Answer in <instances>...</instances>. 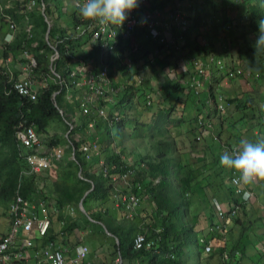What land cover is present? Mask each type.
Instances as JSON below:
<instances>
[{"label":"trees","instance_id":"obj_1","mask_svg":"<svg viewBox=\"0 0 264 264\" xmlns=\"http://www.w3.org/2000/svg\"><path fill=\"white\" fill-rule=\"evenodd\" d=\"M167 1L171 2V0ZM33 2H37V5L32 7ZM160 2L161 0H152L148 10L150 12L160 11L162 7ZM179 2L182 4V9L184 8L186 17L192 22V25L184 32L186 41L180 44V50L170 48L169 52L177 54L180 59L187 58V61L191 60V66L197 59L208 61L210 57H217L215 49L211 44L205 42L199 31L205 24L208 25L207 18L210 14L219 11L221 19L227 22V13L234 10L237 12L236 20H238L239 28H242L243 32L241 38H235L231 43L239 47V57L246 59H243L246 61V68L242 65L241 67L246 71H251L260 86L264 87V44H257L259 35L264 34V0H192L188 4L185 3L186 0H179ZM234 3H236L238 11L234 9ZM186 6L193 17L187 13ZM63 7L62 0L31 1L25 7L21 17L33 26V32H41L42 36H49V38L42 39L41 37L40 40L36 38L41 42L29 37L19 41L15 38V41L11 43H14L13 46L8 47L13 53H16L18 49L34 53L33 58L36 61L37 69H35L33 76L41 74L47 85L40 91L38 101L34 102L11 90L10 81L0 73L1 153L4 154L7 149L11 151L9 165L1 170L0 174L2 181L0 199L2 197L14 198L19 187L23 190L25 199H29L35 193L34 190L36 189L32 178L29 182H25L28 177L35 175H26L22 171L21 164L25 163L27 169L28 165L23 158L26 153L25 151L23 153L19 147L17 130L21 124L28 127L34 126L41 137L53 122L57 120L69 122L66 108L68 106L72 109V107L65 102L63 103V95L69 86L67 80L72 73L69 66L74 62L73 59L80 50L84 46L90 45V54L95 66L94 70L97 72L100 68H106L111 79L114 65L119 64L122 66L123 54L130 53L131 48H134L133 50L138 49L139 52L144 46H147L148 50L142 53V57L136 55L135 59H132L138 78H129L119 84L124 89L122 90L120 102L114 107L120 111V119L114 125L116 124L118 131L126 127L137 131L139 120L131 117L135 108L140 105L149 112L157 110L151 124H148L151 128L149 133H152V137L157 138L158 158L168 164L165 165L161 183L155 185V183L149 182L146 188L148 191L151 190V198L156 202L158 213L157 223L154 224L148 237L158 240L160 254L155 253L154 250L134 252L132 250L133 245L131 251H124L133 257L136 264H247L250 261L249 255L251 254L257 256V262L249 264H261L258 255L261 246L264 245V231L259 229L261 226L259 220L252 221L245 210L247 205L244 202L239 204L231 200L230 197L235 198V187L232 185V179L239 176V174L235 170L226 169L220 164L221 154L235 152L241 140V134L237 135L235 133V136H230L228 139L222 135L226 129L223 115L224 112L229 111L228 109H235L236 113L241 114L240 119L232 124L236 130L240 132H243L244 129L247 131L259 130L261 137L253 142L264 140V102L261 100V94L254 99L253 93L249 95L244 93L240 96L239 93L230 91L227 97L225 91L228 90L224 88L217 89L223 79L226 78L224 72L218 71L212 79L213 82L209 84L210 90L204 91L203 98L202 94L197 95L189 85H176L173 82H170L171 84L168 87L165 86L163 91L149 94L147 90L142 88V84L146 79L145 75L150 77L153 73V70L151 72L146 71L150 65L146 59L151 54H155L156 58L161 56L162 59V55H166L168 48L159 44V40H155L151 31L146 27L141 29V34H138V30L127 34L125 27L114 25L117 32L115 40L101 38V41L93 42L98 24L81 16L80 8L76 10L73 16L75 27L84 28L82 36H66L63 33L60 36L58 35L61 33L59 26L55 23L52 24V22L57 11L60 12ZM172 11L174 12V8L170 12ZM36 13H38L37 16ZM2 16L4 23H9L10 26L15 25L16 30L12 32L17 33L19 27V24L15 21L19 16L17 9L10 8V10L4 11ZM7 16H10L12 21H8ZM47 19L49 22L46 21ZM231 29L233 30V28ZM158 30L161 32V37L166 35L165 31L174 32L170 37L176 36L178 31L176 28L167 30L164 25L158 27ZM248 36H252L254 41L250 42ZM134 39L138 40L136 47L131 46ZM190 41H193V47L188 44ZM104 43H107V46L103 48ZM100 48L101 52H99ZM158 50L159 52H157ZM56 53L59 57L52 62L51 57ZM142 62L144 64L140 66ZM162 64L160 63V65ZM101 65L103 67H98ZM52 79L59 82V85L49 83V80ZM254 92L257 93V90ZM261 93L264 96V91H261ZM221 97L224 99V109H221L219 103ZM148 99H151L152 103L156 101L158 106L153 107L152 103L148 105ZM100 105L104 107L103 103ZM179 134L181 136H178ZM182 136H184V142L187 145L188 163L174 160L177 149L182 142L179 137ZM208 136L211 139L205 140L206 145L202 147L200 143ZM234 138H237L236 141ZM72 144L71 147L75 148L76 158L73 165L82 172V176L86 180L79 179L82 188H75L77 193L75 197L65 195L59 191V188L63 187L64 184L56 186L60 195L65 196L57 202V205L62 208L76 206V202L78 206L85 196L84 194L91 191L90 198L94 196L96 191V189L92 190L93 184L88 181L90 178L86 175L88 174L87 169H91L95 157L88 161L85 155L86 152L84 153L81 150L86 145L82 142ZM110 145L113 146L114 142H110ZM174 161L177 165L174 168V174H172L170 163ZM105 165L110 169L109 175H115L133 168L125 165L123 157L118 154H113L108 158ZM222 173L227 174L230 178V197L224 190L222 181L219 180ZM23 179L24 185L22 186ZM57 182L60 183L59 175L57 176ZM153 185L156 187H153ZM96 187H98L97 191L99 192L98 198L108 201L112 196L113 199L114 191L109 182L104 187L97 185ZM106 191H109V193H106ZM199 194L205 198L202 203H199L197 198ZM223 201H228L224 202L228 208H224L229 211L226 217L228 216L233 221L234 229L232 232L235 233L230 241L223 240V246L217 247L215 242L222 238L219 236V232L216 231L218 230L215 221L218 217L216 203ZM234 208L236 210L233 212ZM78 214L84 216L79 210ZM220 221H224V219ZM159 225L163 228L155 230ZM74 228H76V225L71 227L72 230ZM208 247H214L209 254L206 252Z\"/></svg>","mask_w":264,"mask_h":264},{"label":"rangeland","instance_id":"obj_2","mask_svg":"<svg viewBox=\"0 0 264 264\" xmlns=\"http://www.w3.org/2000/svg\"><path fill=\"white\" fill-rule=\"evenodd\" d=\"M35 0H0L1 6L3 10L6 12L10 10V8H16L17 12L21 15L22 12L25 10V7L31 2ZM74 3V8L75 11L72 9L70 10L69 13H66V17L64 18V22L66 21V25L64 27H61L60 29L62 30V33L65 34L66 36H73V37H79L82 36L84 32L83 27H75V23L69 25L67 23L68 20L75 14L76 10L78 7L76 6L77 2L80 0H71ZM149 1V0H148ZM213 1V0H212ZM186 3V2H185ZM175 7H179L178 2H175ZM150 4L146 3L145 8H149ZM187 10V7L185 8ZM234 9H237L236 3H234ZM189 11L187 10V13ZM158 16L161 17L163 16L164 20H168L172 18L171 16H165L163 13H158ZM56 17L59 19L58 15L56 14ZM216 19H212L208 17L207 22L208 25H204L203 28L201 29L200 35L203 39H205V42L208 44H211L213 49H215V52L217 54V57L220 59H223L227 63H232L234 61L236 63L237 67H240L243 70V73L245 74V77H239L236 81H223L221 84L217 87L219 90L220 88H224L228 91H225V95L228 97V92H234V93H239L240 96L242 94H252L253 93V98L255 99L261 94V100L264 102V96L261 93V91H264V87L260 86V83L256 81L255 77L252 75L251 71H246L243 67L246 68V59H241L239 57L238 51L239 47H236L231 43V41L235 38H241L242 36V28H239L238 20L237 18V12L234 14L227 15V22L225 25H220L223 23L220 16V12L215 13ZM2 12L0 9V21L2 23ZM57 21H60L57 20ZM160 23V21H157ZM64 24V23H63ZM62 24V25H63ZM72 26V27H70ZM74 26V27H73ZM227 27V28H226ZM209 28V30H208ZM233 28V30L231 29ZM76 30V32H75ZM142 30H138V34H141ZM17 38L19 40H24L26 37L32 36L33 39L38 40L48 38L47 36H42L43 34L41 32H36L34 34L30 30H28L27 26L23 27L19 25L18 30H17ZM252 38V40H251ZM29 39V38H28ZM248 39L250 42H253L254 39L252 36H248ZM37 42H41L38 41ZM188 44L193 47L194 43L193 41H190ZM230 46V47H228ZM0 47L7 48L4 44L3 46L0 43ZM189 47V46H188ZM134 49V48H133ZM131 48L130 53H127L126 55L123 54V62L122 66L119 64H115L113 69H112V76L111 80L114 84V87L116 90H119L117 95L115 96V99L117 102L120 101V97L122 96V89L120 88V80H126L129 78L135 79L136 77L138 78V75H136V70L134 68L135 64L132 62V59H135V56L138 55V57H142V53L147 50V46H144L141 51L138 52L137 50H133ZM171 50V49H170ZM82 51V49H81ZM80 51V52H81ZM24 54V58H26L31 54L32 56L33 53L29 51V54H26L25 50L21 51L20 55ZM159 52V50L157 51ZM225 52V53H224ZM158 54V53H156ZM131 55V56H130ZM219 55V56H218ZM30 57H28L29 59ZM57 56H52L51 61L53 62ZM240 58V59H239ZM83 59L82 54H77L75 58L73 59L74 65L77 64L78 60ZM150 63L149 67L147 68V72H151L153 70V73H151L150 77L148 75H145V80L142 84V88L144 90H147V92L154 93L156 91H163L164 87H168L170 82H173L175 84L183 83L184 84H189L191 76L193 75V71L189 68V72H180L183 71L184 69H187V66H181L182 61L176 54H171L169 52V49L166 52V55H162L156 58L155 54H151L150 57L146 59ZM160 63L162 65H160ZM169 64L168 66H166ZM3 65V64H2ZM241 65L243 67H241ZM165 66V67H164ZM164 68V69H163ZM177 70H179V73H177ZM213 72L216 74L218 73L217 71L213 70ZM33 78V75L31 76ZM15 80V79H13ZM81 82V84H75L74 81H71L69 86L66 88V92L63 95V103L65 102L66 104H69L72 109L71 111H67L66 114L68 116L69 122H63L61 120H57L53 122L50 126V128L42 134L41 138L42 141L44 142L45 145V152L50 154L54 150H62L64 153V158L61 161H56L54 160L53 163V169H56L57 171H60V179L62 181L57 182L58 185L64 184L63 187L59 188V191H61L63 194L75 197L76 196V187H79L80 189L82 188L80 185H82L79 181L80 178H83V176H80V171L77 167L73 165V161L75 160L74 157V148L71 146L73 145L72 143H79L82 142L83 144L89 143L92 145V148L96 145L100 148V152H107L109 148H114V151L116 154L121 155L123 157L124 164L127 166H133V167H138L139 166H145V172L143 174L144 176H147L150 182L154 184V181L157 179H163V171L165 169V165L168 163L162 162L158 158L157 154V138L152 137V133H149L151 128L146 125L150 120L153 118V115L157 112V110L149 112L145 110L142 106H138L135 108L133 111V117L137 120H139V124L137 125L138 130L133 131L131 128L126 127L120 131L117 130L116 124H107V122H99L98 114L99 111L97 109V106H100V99H96L95 102L92 104V109H91V114L88 116H85L81 110H80V103L79 101L82 100L85 96L86 89L84 81L83 80H78ZM33 82L35 84V91H37L40 94V91L44 88V86L47 85L46 80L42 79L41 74H37L36 78L33 79ZM49 83L52 84H58L56 80H49ZM154 90V91H152ZM205 88L202 86V98L205 95L204 93ZM257 90V93L254 92ZM261 90V91H260ZM260 100V101H261ZM258 101V100H256ZM105 109L109 112L111 118H119L118 115V109L117 108H111L109 102L103 101L102 102ZM153 107L158 106L157 102L154 101L152 103ZM70 110V107H69ZM229 111L224 112V123H226V129L222 133L224 135V138L228 139L230 136H235L234 134L236 133L237 135L241 134L240 138L248 141H254L258 137H261V132L259 130L255 131H247L243 130V132L236 130L232 124L235 121H238L241 117V114L236 113L235 109H228ZM153 113V114H152ZM73 114V115H72ZM258 114V113H257ZM95 120V121H94ZM151 124V123H150ZM218 130L216 131V133ZM260 132V134H259ZM259 134V135H258ZM178 136H181L180 134ZM180 140H182L180 146L177 149V152L174 156V160H180L178 162H189V157H188V150H187V145L184 142V136L179 137ZM237 138H234L236 141ZM109 140L114 142V145L111 146L109 144ZM184 142V143H183ZM205 140L201 142V146L203 147L206 145ZM2 147L0 146V174L1 170L4 168H7L9 165V159L10 156L9 154L11 153L10 149H7L4 154L1 153ZM93 150V149H92ZM93 152H95L93 150ZM93 155V154H92ZM176 162H171L170 163V168L172 174H174L175 170L174 168L176 167ZM21 168L23 172H28L29 170L27 169V166L25 163L21 164ZM226 168V167H224ZM52 169V170H53ZM227 169V168H226ZM49 173L38 175V176H32L28 177L25 182H29L32 178L33 183L35 184V189L34 192L30 198L36 199V192L40 194L41 196H45L42 198L47 200L46 195L48 192L46 190L49 189V185L47 181L49 180ZM229 176L225 173H222L221 176H219V180L222 181L223 183V188H226L229 192L231 188V184L229 181ZM258 180L260 178H257ZM256 179V180H257ZM254 180V181H256ZM22 186L24 185V179L21 182ZM56 183V182H55ZM2 184V181L0 179V186ZM258 186L263 187L261 190L264 193V181L260 184V181H257ZM153 187H156L153 185ZM44 191V194H43ZM106 193H109V191H106ZM86 195V194H84ZM111 196V194H110ZM235 198H238L234 195ZM112 200V196L110 197ZM199 199V203H202L205 201V198L201 196L200 194L197 197ZM247 197L242 196L241 200H246ZM14 198H9V197H2L0 199V237L4 236L7 234L9 231L11 225H12V216H11V210L12 206L14 204ZM250 201H252L250 199ZM249 201V202H250ZM151 202V201H150ZM107 206L109 203L106 204ZM77 209V202L76 206H74ZM61 208V207H60ZM104 210H102V214ZM81 216V215H79ZM228 216L224 219L227 220ZM223 224L222 221L219 220V225ZM161 224V223H159ZM216 224H218V221L216 220ZM96 228L101 231V227L97 224L93 226H89L88 224L84 223V220L81 221L79 224H77V227L75 228V231L77 232H85L86 227H91V229ZM163 228L161 225H159L155 230ZM125 233L129 237V240L132 241L133 237L136 235V231L134 230L133 226L127 225L125 228ZM103 230V228H102ZM104 231V230H103ZM153 233V232H152ZM232 237L234 234L232 231L229 232ZM144 234V233H143ZM150 234V232H149ZM110 234L106 232L105 234H101L100 236L97 235V241L99 244V247H107V241L112 239ZM150 236V235H148ZM88 244V243H86ZM219 246V245H217ZM113 248V246L110 247ZM214 247H212V250ZM260 253L258 257L260 258L261 264H264V245L261 246L260 248ZM253 253V252H252ZM250 261L249 263L257 262V256L256 255H250ZM260 264V263H257Z\"/></svg>","mask_w":264,"mask_h":264},{"label":"built area","instance_id":"obj_3","mask_svg":"<svg viewBox=\"0 0 264 264\" xmlns=\"http://www.w3.org/2000/svg\"><path fill=\"white\" fill-rule=\"evenodd\" d=\"M179 7H175L174 12L169 13L168 16L172 18L168 19L164 23H158L160 18L158 13L160 11L150 12L145 8V4L149 3L148 0H140L139 7L129 14V18L125 21L121 27H125L127 34L134 33L137 30H141L146 27L151 31L153 38L159 40V44L166 46L167 48H173L180 50V44L185 43L184 36L185 30L192 25L186 17L184 8L179 0H176ZM83 1L77 2L76 6L80 8ZM150 4V3H149ZM37 2L32 3V7L36 6ZM8 21H12L10 16H7ZM146 21V22H143ZM167 27V30L176 28L178 31L176 36L171 38L163 35L158 27L161 25ZM120 26V25H119ZM11 31L16 30L15 25L10 26ZM13 33L8 35L7 41L11 42ZM117 37L116 29L114 25L100 26L93 36V42L101 41V38H107L109 40H115ZM99 44V43H98ZM103 48L107 46L104 43ZM101 52V48L99 49ZM30 64L27 68V78L25 80H10L11 90L16 91L20 96L27 98L31 101L37 102L39 94L35 91L34 82L31 76L37 69L36 61L33 57L29 58ZM88 63L85 60L78 61V68L73 70L68 78L69 82L74 81L75 84H79L83 80L85 86L88 89V96L84 97L80 103V110L85 116L91 114L92 104L96 99H100V104L103 101L113 103L115 96L119 92L116 90L112 80L109 78V72L106 68H100L97 72L94 69L88 67ZM194 73L191 76L189 87L195 90L197 95L202 94L203 82H208L214 75L213 70L218 72H224L227 81H235L239 77L243 76L241 68L236 67L233 63L228 64L223 59L217 57H210L208 61L196 60L193 63ZM142 82V81H141ZM151 100H148V104H151ZM221 109H224V99H219ZM99 111V117L104 120L114 123V119L110 120L107 110L104 107L97 106ZM115 119H119L118 117ZM17 140L21 150H26L24 154V160L28 165V172L26 175H40L50 171L53 167L54 160H61L64 156L62 150H55L50 154L44 152L45 146L42 139L38 135L36 129L33 126H25L21 124L17 130ZM95 151L99 152L97 147ZM84 151L88 154L87 158L90 159L89 148H85ZM237 151V149L235 150ZM110 170L105 168L104 173L108 175ZM112 184L114 186V199L117 201L118 206H122L128 218L131 219L137 209L142 203V198L139 192L142 191L141 184H134V171L131 169L123 171L118 176L112 177ZM232 184L236 189V194L239 196L247 197L244 201H250L254 198L252 193H249L243 188V182L239 181V176H235L232 179ZM40 194L37 193L36 199H25L23 196V190L19 187L15 195L14 204L11 210L12 225L4 236L0 237V264H87V258L90 253L88 246L79 245L75 248L74 257L68 262V252L61 246L56 244H50L44 248H38L36 244V238H47L49 231L52 227L50 220V206L44 199L39 198ZM218 217L220 220L225 219L226 214L229 211L217 204ZM236 209L234 208L233 212ZM135 251H151L160 254L158 248V240H151L143 234H138L134 239ZM212 248H206L207 254L211 253ZM121 263V260L118 261ZM118 263V264H119Z\"/></svg>","mask_w":264,"mask_h":264},{"label":"crops","instance_id":"obj_4","mask_svg":"<svg viewBox=\"0 0 264 264\" xmlns=\"http://www.w3.org/2000/svg\"><path fill=\"white\" fill-rule=\"evenodd\" d=\"M151 1L149 0L150 4H151ZM190 1H192V0H186V4H188V2H190ZM62 3L64 5V7L62 8V10L60 12L57 11V13H56L58 15L60 21H57L59 19L56 17V14H55V16L53 17V22H52V24L55 23V25H58L59 28L64 27L66 25L65 24L66 21L64 22V18L67 15L66 13H69L71 9L73 11H75L74 3L71 0H62ZM160 4L162 5L160 12L163 13L165 16H168L170 11L172 10L173 1L171 0V2H170L167 0H161ZM0 9H1V12L3 15L4 10H3L1 5H0ZM234 13H236V11L232 10L231 12H228L227 14L231 16V14H234ZM188 14L191 17H193V14L190 13V11L188 12ZM37 15H38V13H36V16ZM209 17L211 19H216L215 14H210ZM220 20H222V22H223L221 25H225L226 22L224 21V19H220ZM15 21L23 27L27 26L28 30L33 32V26H31V25H29V23L25 22L27 20L23 19L20 14L16 18ZM46 21L49 22L48 19ZM165 21H167V20H164V18L162 16V18H160V22L164 23ZM71 22H72V24H74V16H72L70 18V20L67 21V23L69 25L71 24ZM70 27H72V26H70ZM60 32L61 33L58 35L61 36L62 35L61 29H60ZM11 33H12V31L10 30L9 23L6 24V22L4 23L3 21L1 23V21H0V43L2 46L4 44L7 47V48L0 47V73L3 76H5L9 81L12 79H16V81L25 80L28 76L27 68L30 64L28 57H33V56L30 54L26 60V58H24V54H25L24 52H23V55H20V53L22 51L21 49H18L16 53H13L12 50L8 49V47L13 46L14 43L13 44H11V43L13 41H15V38H16V40L19 41V38H17L16 33L14 32L13 37H12V41L8 42L7 38H8V35ZM33 33H35V32H33ZM165 33H166L167 37H170L174 32L165 31ZM29 38L32 39L33 37L30 36ZM137 44H138V40H136V39H134L131 42V46L136 47ZM149 47L153 49V47H151V46H149ZM90 50H91L90 45H86L82 48V51L80 50L81 52H79V54H82L83 58L86 59L85 61L89 64L88 67L89 68L91 67L92 69H94L95 66L93 64V59L91 58L92 55L90 54ZM25 52H26V54H29V51H25ZM96 53H97V50H96ZM33 55H34V53H33ZM181 61H182L181 66H184V67L187 66V69L186 70L184 69L183 71H180V72H182V73L183 72H185V73L189 72L188 69L190 67V61L191 60L187 61V58H183V59H181ZM143 64H144V62H142L140 64V66ZM98 67H103V65L98 66ZM77 68H78V64H76V66H75L74 63H72L69 66V69L71 72H72V70H75ZM191 70L193 71V69H191ZM177 73H179V70H177ZM34 78H36V76H33L32 79H34ZM122 82H123V80L119 81V83H122ZM211 82H213V80H211L210 82L205 83L203 85V88H205L204 91L210 90L209 84ZM79 84H81V82ZM177 84L183 85V83H179V82ZM184 85H188V84H184ZM34 88H35V84H34ZM84 88L86 89V93H85L84 97H86V96H88V89H87V86H85ZM123 89H124V87L122 88V90ZM82 100H80L79 103H81ZM109 104H110L111 108L115 107L114 103L109 102ZM66 110L71 111V108L69 110V107L67 106ZM118 112H119V116H120V111H118ZM131 117H133V113H132ZM152 120H153V118L150 120V122H148V124H150L152 122ZM99 122H103V123L107 122V124H108V121H104L101 118H99ZM148 124H146V125H148ZM207 139H211V138L208 136L204 140H207ZM110 142H112V141L109 140V144H110ZM85 145L87 147L92 148V145L89 143H85ZM81 148H82V146H81ZM97 148H99V147L97 146ZM113 154L114 155L116 154L114 151V148L110 147L107 152H100V148H99L98 154H96V156H93V157H95L93 159L94 160L93 165L91 166V169H87L88 174H86V175H87V177L90 178V179H88V181L93 184L92 190L94 191L96 189V191H95L93 197L89 198V196H90V194H89L87 197L85 195L82 199V201H84L87 214H85L81 210L80 205H81L82 201L80 202V204L77 207L78 210L82 214H84V216H79L78 210L75 209L74 206H67L64 208H62V207L60 208L57 205L58 200L65 197V196H61L59 191L56 189V186L58 185L57 184V176L59 175V181H62V180L60 179V171H57L56 169H53L52 171H50V173H49L50 177H49V180L47 181V183L50 187L48 190H46V192H48V194H50V195L49 196L46 195V198H47L46 201L48 202V204L50 206V220L52 222V227L49 231V235L47 238H44V239L36 238V244H37L38 248L41 249V248L49 246L50 244L59 245L63 249L67 250V252H68L67 257H68V262H69L70 259L72 257H74L75 248L79 245H85V246H88L90 249V253H89L88 258H87V264H118L119 260H121V263H119V264H136L133 257L125 252V251H127V252L131 251L133 240L132 241L129 240V237L126 235L124 228L127 225H131V226H133L134 230L137 232L136 235L140 234V233L150 235L149 232L152 231L154 224L156 225V223H157L156 218L158 217L157 216L158 213H157L156 202H155V200H152V198H151V194H150L151 190L148 191V189L146 188V185L151 180H149L147 178V176H144V178H143V174H144L145 169H146V167L143 165L142 166L138 165V167L132 166L133 168H131L134 171V178H133L134 182L136 184H138V183L142 184L143 187L145 186L144 187V193L142 194V197H141L142 198L141 206L137 210V212L135 213L133 218L129 219L127 217V215L125 214V212L123 211V209L119 208L118 204L113 199L105 201L102 198H98L99 192L97 191L98 187H96V185L104 187L108 184V182L110 184V177L108 175H105L104 167H107L105 165V162ZM91 160H88V161H91ZM107 168H109V167H107ZM118 174H115V175H118ZM81 175H82V172H80V176ZM108 178H109V181H108ZM81 179L86 180L84 178H81ZM257 181H260V184H261L262 181H264V178H260L259 180L257 179L256 181H253V183H251V184H244L243 183V187L245 188V190H247L248 192H250L254 195V198L252 199V201L245 203L247 205L245 207V210L247 211L249 216L252 218V221L259 220V222L261 224L259 229H262L264 231V193L261 191L263 189V187L258 186ZM154 183H155V185L160 184L161 179H157ZM224 190L227 192L228 196L230 197V195H229L230 192L226 188H224ZM43 194H44V191H43ZM42 196H41V192H40L39 198L43 199ZM43 197H45V196H43ZM230 198L232 201L234 200V203L238 202L240 204V202L241 203L243 202V200H241V198H233V197H230ZM85 202H87V203H85ZM224 202H228V201H223L220 203L224 207L228 208V206ZM107 203H109L108 206L106 205ZM102 210H104L103 211L104 214H102ZM83 220H84V223L88 224L89 226H93L95 224L99 225L101 227V231L98 230L96 228V226H94L95 228H93V229H91V227L90 228L86 227L85 232H83V231L77 232V231H75V228L73 230L71 229V227L72 226L74 227V225H76V227H77V224H79ZM216 220L218 221V224H217L218 230H216V231L219 232V236L222 239L215 242V243H217V245L222 247L224 244L222 242L223 240L230 241V239H231L230 235L231 234L229 232L233 231L234 224H233V221L231 219L227 218V220L222 221L223 224L220 226L218 218H216ZM102 228L104 231L102 230ZM106 232L111 235L109 237H111L112 239L107 241V247L101 248V247H99V244L97 241V235L100 236L102 233L106 235ZM134 237H133V239H134ZM86 243H88V244H86ZM111 246H113V248H111V250H110ZM219 246H217V247H219ZM258 246H259V244H258ZM247 264H249V263H247Z\"/></svg>","mask_w":264,"mask_h":264},{"label":"clouds","instance_id":"obj_5","mask_svg":"<svg viewBox=\"0 0 264 264\" xmlns=\"http://www.w3.org/2000/svg\"><path fill=\"white\" fill-rule=\"evenodd\" d=\"M80 1H83V0H80ZM175 2H177V1L175 0L173 2L172 8L174 7ZM139 4H140V0H84V3L82 4V6L80 7V9L79 8L78 9H79L81 16H83L85 19L96 22L100 26H107V25H120L121 26L129 18V14L139 7ZM143 22H146V21H143ZM169 38H171V37H169ZM257 44H264V34L259 35V37L257 39ZM168 49H170V48H168ZM54 56H57V58L59 57L58 53H56ZM217 58H219V57H217ZM197 60H201V59H197ZM203 61H205V60H203ZM232 63L236 66V63L234 61H232ZM232 63H230V64H232ZM189 68L193 69V66H191V61H190V67ZM215 71H217V70H215ZM193 73H194V70H193ZM214 76H215V73H214L213 77ZM213 77L211 78V80L213 79ZM243 77H245L244 73H243ZM210 81H208V82H210ZM225 81H227V77L225 78ZM67 82H68V84H70L69 80H67ZM208 82L204 81L203 85L205 83H208ZM119 89H122L121 86ZM148 100H151V99H148ZM151 102H152V100H151ZM113 103L116 105L118 102L115 99V101ZM148 105H150V104H148ZM62 114H63V112H62ZM108 115H109V112H108ZM116 115L119 116V114H116ZM109 118H110V115H109ZM101 119H103V118H101ZM112 119H114V123L117 121V119H115V118H110V120H112ZM119 119H120V116H119ZM104 121H106V120H104ZM110 122H108V123H110ZM110 124H112V123H110ZM43 144H44V142H43ZM86 147L87 146H84L83 149H81L84 153H85L84 149ZM95 147H97V146L95 145L93 147L94 151H95V149H94ZM87 148L90 149V152H89L90 159L87 158L88 154L85 153L86 159L91 160L93 158V156H96V154H98V151H95V153H96L95 154L93 152L92 148H90V147H87ZM21 151L23 153L25 151V153H26V150H24V151L21 150ZM74 157H75V148H74ZM63 158H64V156H63ZM61 160H59V161H61ZM75 160H76V158H75ZM56 161H58V160H56ZM220 164L223 167L235 170L239 174V181L243 182L244 184L251 183L257 178H264V140H258V141L253 142V141L241 139L239 142V147H238L237 151L232 152V153L225 152V153L221 154ZM105 168H107V167H104V170H105ZM52 169H53V167H52ZM52 169L50 171H52ZM129 169H131V168H129ZM50 171H48V172H50ZM48 172H46V173H48ZM122 172H120L118 175H120ZM46 173H44V174H46ZM40 175H42V174H40ZM118 175H109L108 174V176L110 177V185L113 187V191H114V186L112 184V179H113L112 177L118 176ZM133 183L136 184L134 182V180H133ZM138 184H140V183H138ZM141 186H142V191L139 192V195L142 197V194L144 193V187L142 184H141ZM36 195H37V192H36ZM235 195L238 198L242 197V196H239L236 194V189H235ZM113 200L117 203V201L114 199V195H113ZM243 202L246 203L249 201L243 200ZM217 204L224 208V206L221 203L217 202L216 205ZM118 207L123 209V207L121 205ZM224 210L228 211L226 208H224ZM123 211H124V209H123ZM217 218H218V220H220L219 217H217ZM220 226H221V224H220ZM140 234H142V233H140ZM143 235L148 237V235H146V234H143ZM135 237H134V239H135ZM134 239H133V244H132L133 250H134ZM149 239L153 240L152 238H149ZM134 252H136V251L134 250Z\"/></svg>","mask_w":264,"mask_h":264},{"label":"water","instance_id":"obj_6","mask_svg":"<svg viewBox=\"0 0 264 264\" xmlns=\"http://www.w3.org/2000/svg\"><path fill=\"white\" fill-rule=\"evenodd\" d=\"M48 38H49V36H48ZM90 194V192H87L86 193V197L88 196ZM81 210L85 213V214H87V212H86V209H85V204H84V201H82L81 202Z\"/></svg>","mask_w":264,"mask_h":264}]
</instances>
